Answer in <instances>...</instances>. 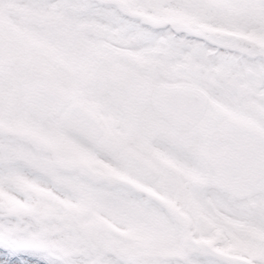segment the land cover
I'll use <instances>...</instances> for the list:
<instances>
[{
	"label": "snow or ice",
	"instance_id": "1",
	"mask_svg": "<svg viewBox=\"0 0 264 264\" xmlns=\"http://www.w3.org/2000/svg\"><path fill=\"white\" fill-rule=\"evenodd\" d=\"M0 264H264V0H0Z\"/></svg>",
	"mask_w": 264,
	"mask_h": 264
}]
</instances>
